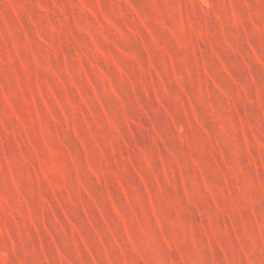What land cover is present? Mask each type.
I'll use <instances>...</instances> for the list:
<instances>
[{"label":"rangeland","instance_id":"obj_1","mask_svg":"<svg viewBox=\"0 0 264 264\" xmlns=\"http://www.w3.org/2000/svg\"><path fill=\"white\" fill-rule=\"evenodd\" d=\"M0 264H264V0H0Z\"/></svg>","mask_w":264,"mask_h":264}]
</instances>
